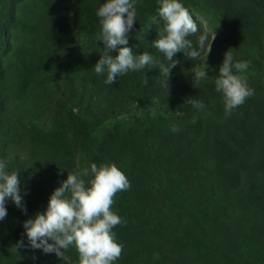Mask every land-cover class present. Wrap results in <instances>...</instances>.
Here are the masks:
<instances>
[{"label":"rangeland","instance_id":"obj_1","mask_svg":"<svg viewBox=\"0 0 264 264\" xmlns=\"http://www.w3.org/2000/svg\"><path fill=\"white\" fill-rule=\"evenodd\" d=\"M5 1L0 0V9ZM60 2L66 28L84 53L105 54L102 40H83L96 29L97 11L104 2ZM142 2L156 6L158 17L149 20L151 29L164 22L159 17L160 0ZM180 2L210 37L215 33L211 50L193 61L184 81L194 89L186 99L174 101V86L142 103L132 94L108 95L82 72L70 84L83 97L94 94L112 112L119 108L109 100L114 98L118 105H160L166 113L111 122L108 112L95 111L91 101L89 108L82 97L55 102L37 90H31L20 104L23 117L0 134V161L7 162V171L20 170L21 195L30 212L21 220L7 213L0 221V264H79L74 245L63 250L62 258L32 248L23 223L48 205V199L37 196L35 186L54 187L55 178L62 183L68 172L88 169L89 176L83 177L87 186L92 178L90 165L106 162L115 163L131 185L113 198L112 210L124 221L113 229L123 245L115 264H253L247 261V252L258 244L264 249V0ZM88 5L94 20L83 13ZM12 25L17 32L13 10L1 12L0 26ZM11 39L6 52L14 48L16 39ZM128 46L136 49L135 43ZM227 51L234 62H250L246 75L254 95L226 117L215 80ZM109 54L115 56L118 51L109 50ZM200 70L207 77L197 81L195 73ZM56 93L53 86L52 97ZM193 100L205 107L197 109L190 103ZM103 105L100 108L105 110ZM61 106L86 114L87 139L63 116ZM188 107L191 110H179ZM173 125L179 131L173 132ZM21 240L24 246L15 250Z\"/></svg>","mask_w":264,"mask_h":264},{"label":"clouds","instance_id":"obj_2","mask_svg":"<svg viewBox=\"0 0 264 264\" xmlns=\"http://www.w3.org/2000/svg\"><path fill=\"white\" fill-rule=\"evenodd\" d=\"M159 17L164 21V34L153 41V47L164 54L167 64L154 58L148 51L135 54L128 46V37L137 20L133 0H106L98 9L102 30L98 40L105 45V54L94 65L96 74H107L106 84H114L119 76L129 71H138L159 67L160 84L168 92L170 69L178 60L174 57L182 52L188 59L197 60L202 50H211L215 33L209 36L205 30L197 38L196 46L189 39L200 31L196 19L180 0H160ZM118 49L112 56L109 50ZM249 61L234 62L231 52L227 51L219 67L215 80L217 92L223 94L224 113L230 116L243 105L247 98L254 95V89L248 84L246 75ZM207 72L195 73L197 81L205 79ZM142 83L147 85L144 75ZM197 109L205 107L203 102L190 101ZM195 122V121H194ZM172 131H179L173 125ZM92 178L87 182L83 177L89 176V170L69 173L50 195L45 211L37 212L34 217L24 221L30 245L42 249L45 253H55L63 257V250L75 246L79 253V264H115L122 254L123 245L116 240L114 227L123 223L121 217L112 210L114 197L118 192L130 188L125 173L111 162L90 165ZM26 211L20 188V170L7 171V162L0 161V221L6 218V201ZM51 241V243L49 242ZM23 241L14 246L23 247Z\"/></svg>","mask_w":264,"mask_h":264},{"label":"trees","instance_id":"obj_3","mask_svg":"<svg viewBox=\"0 0 264 264\" xmlns=\"http://www.w3.org/2000/svg\"><path fill=\"white\" fill-rule=\"evenodd\" d=\"M95 1L106 2V0ZM133 5L137 12V20L128 37V45L136 44V49L133 51L135 54L148 51L160 62L169 63L164 54L153 47V41L159 38V33L164 34V22L150 28L149 20L158 17V12H155L156 6H147L142 0H133ZM91 9V5H88L83 9V13L89 19L94 20L95 17L92 16L95 14L91 12ZM11 10L18 22V33L13 30V25L7 28L0 26V48H2L0 51V134H3L11 122L23 117V109L20 104H23L31 90H37L41 95L47 94L55 102L82 97L86 104L91 101L95 111L100 109L101 113L102 111L108 112L111 122L120 118L144 117L151 112L166 113V109L160 105L154 108L146 106L138 108V105L133 107L126 105V102L118 105L114 98H108L110 101H114L115 106L119 107L112 112L103 105L100 98L95 99L94 94L83 97L82 93L79 94L73 90L70 84H74V78L79 72H82L97 89L105 91L106 94L114 96L115 94L118 96L132 94L135 95L136 102L140 103L166 92V89L160 84L161 76L158 66L151 69L129 71L125 75L119 76L116 83L106 84L107 74H96L94 71V65L100 57L92 55L88 51L84 53L79 41L74 40V35L66 28L65 12L60 0H6L0 13L9 14ZM100 20L101 18L98 17L96 29L93 32L90 31L83 36L84 41L95 42L98 40L102 30ZM198 26L200 31L189 37L193 41L194 47L198 36L205 31L200 25ZM141 31H143L142 35ZM10 37L16 41L14 48L6 52L4 49H9L12 41ZM147 38L148 40L142 43ZM138 39L140 40L138 41ZM205 51L206 49L202 50L201 55ZM174 59L179 63L170 69L172 75L169 84L170 87L174 86L175 88L174 101H179L182 98L186 99L187 95L194 90L191 86L187 88L184 82L194 60L188 59L182 52H178ZM144 75L148 78L147 85L142 83ZM53 86L59 94L56 98L52 97ZM102 105L105 110L100 108ZM87 106L92 109L88 104ZM61 109L63 116L72 122L80 137L87 139L90 135V127L89 122L85 120L86 114L79 113L72 106H61ZM179 110H191V107L184 110L179 108ZM55 181L54 187L35 186L37 196L49 200L52 192L61 186L58 179L55 178ZM23 205L26 211H22L13 202H6L7 213L17 220L23 219L30 212L28 203L23 202ZM11 241H14V238L9 242ZM258 245H255L251 253L247 252L249 254L247 261H252L253 264H264V249L260 247L262 244Z\"/></svg>","mask_w":264,"mask_h":264}]
</instances>
